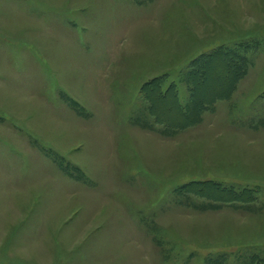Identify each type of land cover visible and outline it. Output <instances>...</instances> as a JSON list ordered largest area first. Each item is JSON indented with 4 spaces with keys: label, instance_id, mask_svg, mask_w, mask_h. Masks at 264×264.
I'll return each instance as SVG.
<instances>
[{
    "label": "rangeland",
    "instance_id": "obj_1",
    "mask_svg": "<svg viewBox=\"0 0 264 264\" xmlns=\"http://www.w3.org/2000/svg\"><path fill=\"white\" fill-rule=\"evenodd\" d=\"M0 264H264V0H0Z\"/></svg>",
    "mask_w": 264,
    "mask_h": 264
},
{
    "label": "trees",
    "instance_id": "obj_2",
    "mask_svg": "<svg viewBox=\"0 0 264 264\" xmlns=\"http://www.w3.org/2000/svg\"><path fill=\"white\" fill-rule=\"evenodd\" d=\"M160 92H161V91H160ZM164 94H165V93H164ZM159 95H161V93H160ZM159 98H160L161 104H165V102H163L165 98H164L163 96H161V97L159 96ZM161 99H163V100H161ZM171 105H172V103L169 102L168 105H167V106L165 105L164 107H165V108H168L169 110H170V109L172 110L173 107H172ZM216 188L218 189V190H217L218 193H222V194H223V193H230V192H226L225 189H224L223 187L221 188V187H218V186H217ZM235 196H237V195H235ZM254 199H255V198H254L253 196L251 197V196L249 195V196H247L246 198H244V201H245V202H253Z\"/></svg>",
    "mask_w": 264,
    "mask_h": 264
}]
</instances>
